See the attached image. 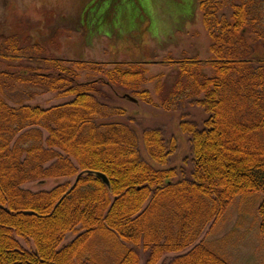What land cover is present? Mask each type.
<instances>
[{
	"label": "trees",
	"instance_id": "1",
	"mask_svg": "<svg viewBox=\"0 0 264 264\" xmlns=\"http://www.w3.org/2000/svg\"><path fill=\"white\" fill-rule=\"evenodd\" d=\"M199 7L211 58L170 59L179 78L162 104L177 111L190 102L208 116L201 126L184 118L179 126L191 144L190 175L168 166L175 139L145 130L144 159L136 131L110 120L125 110L103 102L111 98L105 88L117 97L121 89L159 106L147 85L158 82L161 97L164 77L149 76V64L59 59L0 37V64L23 69L0 71V264H141L140 250L145 264L167 255L177 256L164 264H231L198 242L238 197L264 194V0H199ZM16 90L74 98L48 109L20 103L25 98L12 106L7 93ZM62 178L74 182L24 188ZM259 217L264 240V199Z\"/></svg>",
	"mask_w": 264,
	"mask_h": 264
},
{
	"label": "rangeland",
	"instance_id": "2",
	"mask_svg": "<svg viewBox=\"0 0 264 264\" xmlns=\"http://www.w3.org/2000/svg\"><path fill=\"white\" fill-rule=\"evenodd\" d=\"M0 37H13L27 51L33 45L45 49V55L71 61L98 63L140 62L149 64V76H163L161 97L156 94L157 83L147 85L159 106L134 101L130 93L117 89L118 97L105 88L110 106L125 110L126 115L110 119L129 124L138 134L141 154L148 158L142 142L145 130L160 129L166 139L176 140V153L169 165L190 175L193 155L190 140L180 130V123L189 120L200 126L208 117L202 108L187 102L177 111H166L167 100L179 78L176 66L166 64L170 59L180 61L211 58V38L203 24L199 0H0ZM258 51H262V47ZM22 71L16 61L1 60L0 71ZM26 60L24 65L26 66ZM128 98H123L124 95ZM18 90L7 93V102L42 107L58 106L74 97L58 98L47 93L25 98ZM22 101L20 103L15 100ZM74 182L62 178L24 186L34 192L52 190L60 184ZM263 193L248 198L238 197L226 217L214 228L208 226L199 240L207 242L227 257L231 264H264V240L260 237L259 208ZM75 238L69 235L66 243ZM24 248L34 250L33 242L20 241ZM141 264L146 255L142 250ZM177 255H167L159 264L170 262Z\"/></svg>",
	"mask_w": 264,
	"mask_h": 264
},
{
	"label": "water",
	"instance_id": "3",
	"mask_svg": "<svg viewBox=\"0 0 264 264\" xmlns=\"http://www.w3.org/2000/svg\"><path fill=\"white\" fill-rule=\"evenodd\" d=\"M89 174H92L91 172ZM95 176H97L98 178H100L105 185H107L108 187H110V181L107 178V176H105L104 174L101 173H93Z\"/></svg>",
	"mask_w": 264,
	"mask_h": 264
}]
</instances>
